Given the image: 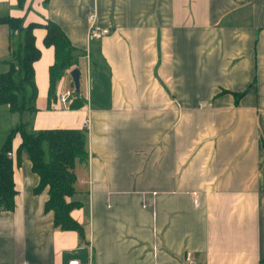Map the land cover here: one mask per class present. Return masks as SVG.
Returning a JSON list of instances; mask_svg holds the SVG:
<instances>
[{
    "label": "crops",
    "instance_id": "obj_1",
    "mask_svg": "<svg viewBox=\"0 0 264 264\" xmlns=\"http://www.w3.org/2000/svg\"><path fill=\"white\" fill-rule=\"evenodd\" d=\"M0 0V16L56 21L81 54L82 107L49 97L40 57L34 129H88L74 165L82 229L55 224L48 188L13 138V209L0 208V264H263L264 0ZM110 32L89 37V15ZM9 27L0 22V72ZM56 92L74 86L70 70ZM242 93V95H238ZM0 104V146L12 131ZM28 113L17 116L26 119Z\"/></svg>",
    "mask_w": 264,
    "mask_h": 264
},
{
    "label": "trees",
    "instance_id": "obj_2",
    "mask_svg": "<svg viewBox=\"0 0 264 264\" xmlns=\"http://www.w3.org/2000/svg\"><path fill=\"white\" fill-rule=\"evenodd\" d=\"M27 0H17L22 8ZM0 22L9 27L7 57L2 61L7 69L0 72V104H7L9 112L28 113L26 119L20 118L12 126L0 146V208L13 209L14 195V157H12L13 138L20 133L17 148V162L23 154L32 162V168L39 174L35 191L48 188L45 207L55 214L56 225L67 229L81 230L80 222L70 213L77 204L76 199H68L75 190L74 165L77 159L88 155L87 127H55L34 129L32 118L37 110L38 87L35 81L34 62L41 56L36 45L34 29L37 25L46 27L43 41L54 46L55 59L49 65V97L56 95L58 80L72 67H80L81 54L69 36L56 21L48 19L44 23L25 22L24 17L12 14L0 16ZM242 95V93H238ZM69 102L70 107H82L86 97L74 89Z\"/></svg>",
    "mask_w": 264,
    "mask_h": 264
},
{
    "label": "built area",
    "instance_id": "obj_3",
    "mask_svg": "<svg viewBox=\"0 0 264 264\" xmlns=\"http://www.w3.org/2000/svg\"><path fill=\"white\" fill-rule=\"evenodd\" d=\"M110 32L109 27H105L102 24H100L97 21V14L96 12H92L89 15V37L90 38H96L100 37L104 34H107ZM75 87L74 86H68V88L58 90L56 92V98H58L61 102L64 104H69L71 100V96L73 95ZM185 259L187 261V264H194V256L192 253L186 252ZM20 264H32L29 261H23ZM67 264H92L91 262L85 263L82 262L78 257L71 258L68 260ZM264 264V262H263Z\"/></svg>",
    "mask_w": 264,
    "mask_h": 264
},
{
    "label": "water",
    "instance_id": "obj_4",
    "mask_svg": "<svg viewBox=\"0 0 264 264\" xmlns=\"http://www.w3.org/2000/svg\"><path fill=\"white\" fill-rule=\"evenodd\" d=\"M70 74L72 77V81L74 83L75 91L77 93H80V88H81V83H80V78H81V68L78 66L72 67L70 69Z\"/></svg>",
    "mask_w": 264,
    "mask_h": 264
},
{
    "label": "rangeland",
    "instance_id": "obj_5",
    "mask_svg": "<svg viewBox=\"0 0 264 264\" xmlns=\"http://www.w3.org/2000/svg\"><path fill=\"white\" fill-rule=\"evenodd\" d=\"M11 115H9L10 117L8 118L9 121V125H12L13 123L16 122L17 120V116L19 115L17 112H11Z\"/></svg>",
    "mask_w": 264,
    "mask_h": 264
}]
</instances>
